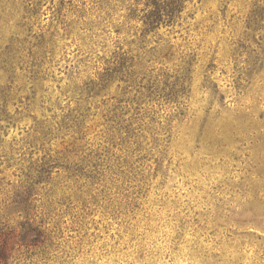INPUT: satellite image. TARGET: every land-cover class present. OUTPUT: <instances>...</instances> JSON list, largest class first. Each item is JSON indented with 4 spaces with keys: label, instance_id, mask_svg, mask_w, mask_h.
<instances>
[{
    "label": "rangeland",
    "instance_id": "1",
    "mask_svg": "<svg viewBox=\"0 0 264 264\" xmlns=\"http://www.w3.org/2000/svg\"><path fill=\"white\" fill-rule=\"evenodd\" d=\"M0 235L1 264H264V0H0Z\"/></svg>",
    "mask_w": 264,
    "mask_h": 264
},
{
    "label": "trees",
    "instance_id": "2",
    "mask_svg": "<svg viewBox=\"0 0 264 264\" xmlns=\"http://www.w3.org/2000/svg\"><path fill=\"white\" fill-rule=\"evenodd\" d=\"M0 241H1V245H0V264L2 262V260L6 257L5 255V243L4 240L2 239L1 235H0Z\"/></svg>",
    "mask_w": 264,
    "mask_h": 264
}]
</instances>
